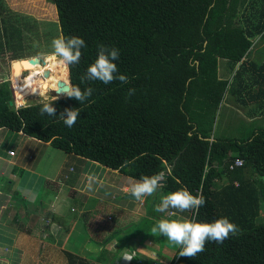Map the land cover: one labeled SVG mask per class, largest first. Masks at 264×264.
<instances>
[{"label": "trees", "instance_id": "16d2710c", "mask_svg": "<svg viewBox=\"0 0 264 264\" xmlns=\"http://www.w3.org/2000/svg\"><path fill=\"white\" fill-rule=\"evenodd\" d=\"M48 1L58 10L62 36L86 41L80 63L68 65L69 77L82 90L92 87L93 95L83 104L63 96L15 108L9 84L2 83L0 129L23 132L130 179L163 173L162 195L187 189L206 200L198 211L171 210L175 217L212 222L226 216L238 225V235L208 242L195 259L179 257V248L171 264H264V223H258L264 125L254 120L250 127L243 123L238 136L215 134L229 92L239 95L244 109L264 99V62L243 61L255 41L264 40V0ZM100 44L119 49L116 63L127 84L81 81ZM220 59L229 63L231 82L220 77ZM44 103H53L57 116L41 115ZM66 108L80 112L72 128L59 117ZM237 159L244 165L230 169ZM72 171L81 175L77 166Z\"/></svg>", "mask_w": 264, "mask_h": 264}, {"label": "crops", "instance_id": "0c3cea01", "mask_svg": "<svg viewBox=\"0 0 264 264\" xmlns=\"http://www.w3.org/2000/svg\"><path fill=\"white\" fill-rule=\"evenodd\" d=\"M259 38L255 41L251 54L243 61L264 62V40L259 41ZM240 65L241 63L237 65L236 70ZM219 73L221 78L229 79L230 82L233 79L227 60L220 59ZM238 96L229 92L222 103H228L232 110L243 113L242 123L244 121L246 126H252L254 120H256L255 125H264V114H261L264 99L252 103L251 107L254 109L251 112V107L244 109L240 106ZM246 114L251 115L246 116ZM7 146L9 148L6 150ZM14 146L17 147L16 150ZM51 146L50 143L23 132L8 128L0 129V262L4 261V264H11L10 256L13 255L24 257V259L39 258L42 254L46 256L45 253L52 258H59L60 255H63L62 258L67 257L68 250H72L69 246L67 250L66 242L69 245L68 241L74 246L72 251L83 258L91 257L92 260H101L100 256L103 253L114 251L115 247H107L113 235L122 231L124 234L131 233L135 221L139 220H137L138 217L148 221L149 216H152L146 204L149 196L144 197L142 201H137L130 197L127 191L135 180L98 162L82 160L66 154L67 157H64L63 163L53 165L54 168L51 167L49 173H44L40 169V163L43 160L47 163L46 156L43 154L49 151ZM42 149L45 150L41 151ZM10 151H14L15 155H11ZM48 155L51 154L48 152ZM72 159L84 165L81 175L77 177L74 175L76 170L72 171L74 168L70 162ZM66 162H70L67 165L69 170L62 167ZM90 177L95 178L91 189L87 187ZM3 178L9 179L10 182L2 181ZM79 195L81 198L78 197ZM69 200L76 202L71 209L64 211L63 206ZM30 201L33 203L32 206L29 205ZM113 210L121 213L120 220L115 218L117 212H112ZM171 213L174 212L171 211ZM149 220L152 219L149 218ZM141 232L143 229L140 230ZM136 234L134 232L130 237H135ZM24 238L33 244L24 245ZM141 239L142 251L139 250L141 247L139 243H137L138 248L124 247L123 249L128 248V250L124 251L122 256V252L118 254L121 256L118 264H141L142 252H150L153 261L148 264H156L154 257L157 249L154 247L152 249L150 243L148 245L145 243L146 236ZM17 242L22 244L19 251L17 250L19 253L10 255L16 253L13 250ZM37 242H42L43 248L38 247ZM8 244H13L12 251L8 249ZM32 249L33 251L36 249V252H32ZM133 251H136L139 257L131 261L129 259ZM166 261L165 257L159 264H166ZM95 263L109 264L101 261H92L91 264ZM19 264L25 263L22 260ZM51 264H56V261L53 260Z\"/></svg>", "mask_w": 264, "mask_h": 264}, {"label": "rangeland", "instance_id": "374dc122", "mask_svg": "<svg viewBox=\"0 0 264 264\" xmlns=\"http://www.w3.org/2000/svg\"><path fill=\"white\" fill-rule=\"evenodd\" d=\"M0 20H1V28H0V84L2 83H8L13 94L14 98V105H11V107L19 108L24 105H27L29 103H37L42 102L45 100L55 99L57 96H55V93L49 89L48 96H34L31 95L28 92L21 91V96L25 99L23 103H17L16 101V92L15 90L18 89L19 82L21 83V79L19 78V81L17 80L13 84V78L15 77V70L17 71V78L20 74V69H17L15 67V63L21 59H28L35 56H40L41 59L45 58L49 64L46 66V68H50L53 73L57 75H61V78L64 76V72L68 73L67 80H70V74H69V66L64 65L59 62V60H53L51 58V42L54 38L62 36L61 33V27L59 23L58 18V10L56 6L49 2L48 0H0ZM52 63V65L50 64ZM47 70V69H46ZM29 73V71H23V75L26 76ZM62 73V74H61ZM66 96V95H62ZM61 97V96H59ZM225 104V105H224ZM222 103L220 106V109L217 114V120L215 124V134L218 136H238L240 133L238 131L244 127V121L242 123L243 113H237L235 110H232L230 108L228 103ZM232 104V103H231ZM223 105V106H222ZM9 148V146L6 147ZM16 150V146H14ZM49 151H46L43 155L46 156V161H42L40 163V169L44 173H49L51 171V167L56 164H61L64 161V157L66 156V153L62 150H58L56 148H53L52 146L49 148ZM45 149H42L41 151H44ZM48 152L51 155H48ZM42 156V155H41ZM40 157V155H39ZM67 157V156H66ZM44 158V157H43ZM73 166H77L78 169H83V164L80 163L77 160H71ZM70 162H66L62 167H66ZM52 165V166H51ZM96 170V169H94ZM264 183V178L262 179ZM2 181H8L9 179L5 180L4 178ZM158 197V199L156 198ZM162 193L157 192L153 197L152 200L147 201V208L149 209L152 216H149L150 219L155 220L154 224H151L150 222H147L144 218L138 217L135 221V226L132 228L131 233L125 234L122 232L117 233L116 235H113V239L108 243V248L115 247L113 253L107 252L103 253V255L100 256V259L92 260L91 257H86L85 260L81 259L83 256L79 255L77 252L72 251L74 246L70 244V241H68L69 245L66 242L67 250L72 248V250H68V253H66V256H70L71 254H75L74 259H69V257L62 258L63 255H60V257L52 258L50 255L45 253L46 256L43 254L39 258H25L19 257L18 255L10 256V259L12 258L11 264H19L22 260L25 264H51L53 260L56 261V264H91L92 261H101L106 263L115 264L120 260L119 258L123 255V252L128 250V248L123 249L124 247L134 246L138 248V244L141 246L139 250L142 251V237L146 236L145 243L148 245L150 243V247L156 248L155 250V263L159 264L162 259L167 258L166 264H171L173 262V259L179 252V246L171 244L169 241L165 242L163 237L159 234L153 235L151 233V228L158 222V220L162 218L170 219L169 216H173L175 218V214L171 213V210H168L165 213H158L156 212L155 206L160 202ZM81 198V195L78 196ZM78 198V199H79ZM76 201L69 200L66 201V205L63 206L64 211H67V209H71ZM29 205H33V203L30 201ZM116 210H113L114 212ZM117 214L115 215V218L117 220H120L121 213L119 211H116ZM155 213V215H154ZM157 214V215H156ZM141 218V219H140ZM148 218V219H149ZM134 223V222H133ZM258 223H264V198L262 203V210L261 214L258 218ZM149 228V229H148ZM143 229V232L140 233V230ZM137 233L135 237H130L132 233ZM139 232V233H138ZM140 234V235H139ZM58 237V236H57ZM112 237V236H111ZM24 245H32L33 242L26 241V238H24ZM50 243V242H45ZM16 248L13 250L17 254L19 253V247L22 246L20 243H15ZM74 244V243H73ZM137 244V246H136ZM42 242H37L38 247L43 248ZM8 249L12 251L13 244H8ZM69 246V247H68ZM6 248V247H5ZM18 250V251H17ZM80 250V249H79ZM123 250V251H122ZM4 251V249H3ZM32 252H36V249L31 250ZM40 251V250H39ZM45 251V250H44ZM147 251V250H146ZM121 254L119 256L118 254ZM1 253V252H0ZM44 253V252H43ZM1 255V254H0ZM26 255V254H25ZM105 255V257H103ZM43 256V257H42ZM140 262L141 264H148L153 261V258L150 254V252H142L141 253ZM136 257H139V254L135 251L130 254L131 261H134ZM0 264H4V261H1ZM97 264V263H95ZM118 264V263H117Z\"/></svg>", "mask_w": 264, "mask_h": 264}, {"label": "clouds", "instance_id": "9594fccd", "mask_svg": "<svg viewBox=\"0 0 264 264\" xmlns=\"http://www.w3.org/2000/svg\"><path fill=\"white\" fill-rule=\"evenodd\" d=\"M51 58L59 60L64 65H78L82 58V49L87 47L86 41L82 37L60 36L54 38L51 42ZM120 58L118 48L109 47L104 44L98 45L97 57L91 63L85 73L81 76L82 82L100 81L103 84H111L114 81H120L127 84L128 78L119 73L116 61ZM94 89L87 87L82 90L79 86L67 84L63 95L74 98L83 104L93 95ZM135 93V89H130L128 95ZM57 116V109L53 103H44L41 108V115ZM80 115L78 109L66 108L59 114L66 127L75 126ZM87 185L92 188L94 177H90ZM163 173L152 176H143L139 180L133 181L127 191L137 201H142L144 197L154 196L163 187ZM206 200L202 194L193 195L187 189H180L167 195H162L160 202L156 204L155 211L165 213L168 210H176L184 213L189 211H198L204 207ZM240 229L238 225L232 222L228 217H221L212 222H196L188 218L167 219L162 218L151 228L153 235L159 234L171 244L180 247L179 257L195 259L200 253L205 251L208 242L223 244L229 238L238 235Z\"/></svg>", "mask_w": 264, "mask_h": 264}, {"label": "bare ground", "instance_id": "6f19581e", "mask_svg": "<svg viewBox=\"0 0 264 264\" xmlns=\"http://www.w3.org/2000/svg\"><path fill=\"white\" fill-rule=\"evenodd\" d=\"M48 64L49 62L46 61L45 64L35 65V64L30 63L28 59H26L25 61L21 59L19 63H16L15 67L17 69H20L19 71L20 74L18 78L16 77L15 80L19 81V78H20L22 81L21 83L19 82L17 86L19 90L17 91L15 90L16 92L15 97H16L17 103L20 104L25 101L23 96H21V91L28 92L34 96H46L48 94L49 89L50 90L58 89V83L60 81H66L67 83H70V80H67L68 73H65V72L63 73L64 74L63 78H61V75H57V74H54V75L52 74L53 75V77H51L53 79L52 81L46 78V75L44 76V71L45 69H50V68H46ZM50 64L52 65V63ZM24 70L29 71V73L26 76L23 75ZM65 74L67 75L65 76ZM51 83L53 86H51Z\"/></svg>", "mask_w": 264, "mask_h": 264}, {"label": "water", "instance_id": "95a60500", "mask_svg": "<svg viewBox=\"0 0 264 264\" xmlns=\"http://www.w3.org/2000/svg\"><path fill=\"white\" fill-rule=\"evenodd\" d=\"M26 59H23V61H25ZM29 61H30V63H32V64H35V65H40V64H45L46 63V61L45 60H42V59H40L39 57H33V58H29L28 59ZM17 62H19V61H17ZM15 65H16V63H15ZM49 74V72L47 71V75ZM16 77H17V71L15 70V77L13 78V82H14V84H16L15 82H16ZM67 84H69V83H67L66 81H60L59 83H58V89L57 90H55V96H57V98H60L59 96H61L62 97V95H63V92L66 90V85ZM70 84H72L71 83V81H70ZM17 85V84H16ZM10 104L11 105H14V101L12 100V101H10ZM130 197H132L131 195H130ZM132 198H134V197H132Z\"/></svg>", "mask_w": 264, "mask_h": 264}, {"label": "built area", "instance_id": "2783aa9c", "mask_svg": "<svg viewBox=\"0 0 264 264\" xmlns=\"http://www.w3.org/2000/svg\"><path fill=\"white\" fill-rule=\"evenodd\" d=\"M14 91H15V87H14ZM20 108V107H19ZM11 155H15L14 151H10ZM244 165V160L243 159H237L231 166L230 169H235L236 167H240Z\"/></svg>", "mask_w": 264, "mask_h": 264}, {"label": "flooded vegetation", "instance_id": "af4514ba", "mask_svg": "<svg viewBox=\"0 0 264 264\" xmlns=\"http://www.w3.org/2000/svg\"><path fill=\"white\" fill-rule=\"evenodd\" d=\"M35 57H39L40 59H41V57L40 56H35ZM33 58V57H32ZM29 59V58H28ZM42 60H45V58H43ZM47 71L49 72V74L47 75ZM55 74V73H53V71H51V69H45V71H44V76L46 75V78H48L50 81H52L53 79L51 78V77H53V75ZM49 76V77H48ZM57 83V82H56ZM51 86H53L52 85V83H51ZM51 91H53V92H55V90H51Z\"/></svg>", "mask_w": 264, "mask_h": 264}]
</instances>
